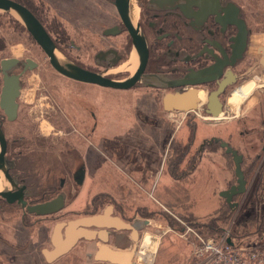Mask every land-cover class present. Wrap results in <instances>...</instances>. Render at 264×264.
Masks as SVG:
<instances>
[{
	"label": "flooded vegetation",
	"instance_id": "flooded-vegetation-1",
	"mask_svg": "<svg viewBox=\"0 0 264 264\" xmlns=\"http://www.w3.org/2000/svg\"><path fill=\"white\" fill-rule=\"evenodd\" d=\"M9 1L17 3L31 12L42 24L57 48L82 68L94 72L107 70L110 72L108 73L110 76L112 74L111 69L123 63L127 53L130 54L133 51L128 58L127 63L129 64H131L132 56L136 54L133 49L132 38L123 24L116 6L117 0ZM212 1L221 2L223 6L226 2L236 4L240 9L241 18L248 25L240 6L233 0H198L197 3L201 2L203 8L206 2ZM56 4L62 9H55ZM129 6L130 15L133 19L136 20L138 12H140L137 22L148 47V62L145 73L161 74L170 79L182 80L176 87L162 88L161 90L152 89L160 97L162 110L166 111L164 99L168 94L183 95L190 90H197L198 95L201 92L206 95V100L204 102L199 101L195 110L174 112L176 115L175 137L169 142L167 141L164 148L167 173L170 172L177 181L172 189L175 197H177L176 201L165 204L171 209L174 207L177 211H183L184 213L181 215L184 218L175 216L173 212L168 210L170 208H167L166 212L177 223L193 224L194 216L190 214V208L187 204L188 199H190L188 189H195L193 185L197 183L199 176L205 171L206 165H214L215 171L222 177L228 174L236 177L233 155L227 153L226 148L221 147V142L213 140V143L209 144V141L217 139L227 142L242 158L241 169L247 181V190L248 178L258 177L260 172L264 174V99L259 100V110L255 119L241 120L238 119L239 115L234 112V115L230 116L231 107L228 105L232 93H235L239 87L244 86L248 81L246 77L250 67L246 68L242 64L250 48L252 34L250 33V44L244 57L234 66H230L227 65V59L232 54V39L237 34V27L231 23L221 22L216 13H210L202 19V8L200 9L196 4L192 8V13L189 14L191 17H188L182 7L166 8L168 3L163 0H129ZM131 7L137 10L136 16H134ZM0 12L3 11L0 10ZM65 12L66 14H64ZM3 13L4 16L11 14ZM59 14H62L64 21L59 19ZM224 17L225 12L220 15V18ZM19 24L21 25V23ZM117 27L120 28V33L116 35L107 34L108 30ZM68 30L76 35L73 37ZM36 45L39 47L37 43ZM4 47L3 45L2 48ZM94 48L99 50L91 57ZM74 49L86 61H89V65L80 64L77 62V58L70 55L71 50ZM100 53L102 56H99ZM106 54L108 56L105 59L103 55ZM216 57L220 60L219 62L216 61ZM115 58L118 60L117 63L110 67V63ZM220 64H222V74L217 79L198 84L192 77L189 78L192 71L197 72ZM153 65L158 66L153 67ZM251 68L254 69V66ZM21 70L22 68L18 69L16 73ZM124 71H129L131 74L134 72L129 68ZM228 72L236 75L233 83L227 82L229 79ZM262 72L264 73L263 70ZM242 82L243 84H241ZM140 85L144 87L142 84ZM1 86L2 75L0 74V88ZM251 87H255V90L261 88L264 91L262 82L260 86L256 85L255 82L247 83L239 91L243 93L244 90ZM215 92H218L217 98L220 104V110L216 116L211 112L208 104L209 96ZM232 97H235V94ZM87 113L91 123L85 125V128L82 129L84 130L83 133L78 131H76L77 134L73 133V138H70L71 130L68 126L70 123H66V120L70 122V119L66 115L61 117L58 111L54 109L49 114V119L56 115V117L65 120H61L59 124H54L52 137L43 138L39 136L38 132V137L25 139L20 126L13 136L7 130L10 125L21 124L20 122L17 123L19 113L15 121H9L0 109V128L6 140L5 159L4 161L0 159V264H102L100 260L88 261L84 259L79 263L75 257L70 256L71 253H51L54 248L53 232L56 231L58 236L64 239L67 224L71 220L79 218L77 216L73 218L71 204L77 198L78 189L83 186L84 181L81 186H78L75 179L80 171L84 170V179L93 172V169H90V166L85 162L88 159L85 152L93 154L96 158L103 156L115 171L122 176L131 178L130 169L121 162L123 155L117 156L114 155L117 151L112 152L117 147L125 150L126 143L117 142L116 139L104 140L101 137L97 114L89 109H87ZM234 119H236L235 124L239 123L240 129L243 128V131L240 132L241 139L252 137L260 145L259 152L251 159H247L246 150L245 152L242 151V148L232 142L233 132H226L228 129H221L223 123L232 124L233 121L231 120ZM249 122L253 124L250 126ZM76 124L81 125V122ZM236 129L238 127L234 128V130ZM70 139L79 140L80 143L73 147ZM127 140L134 143L137 138L131 136L127 137ZM1 148L0 143V153ZM103 152L111 154V159L104 156ZM25 162H31V164ZM189 182L192 185L187 187ZM236 184L237 182L233 185ZM233 185L224 190L230 189ZM59 196L63 198L60 208L56 209L55 204L47 209H38L39 206L53 203ZM238 197L235 196L232 202H236ZM103 198L102 194L96 193L90 195L88 202L85 200L84 204L87 205L91 214L99 210ZM223 201L225 205L230 207L225 199ZM166 212L162 213L165 221L168 220V215H165ZM214 215L213 212L210 217ZM142 231V229L138 231L139 237ZM45 253H49V255L46 256ZM55 256L58 257L56 262H54Z\"/></svg>",
	"mask_w": 264,
	"mask_h": 264
},
{
	"label": "rangeland",
	"instance_id": "rangeland-1",
	"mask_svg": "<svg viewBox=\"0 0 264 264\" xmlns=\"http://www.w3.org/2000/svg\"><path fill=\"white\" fill-rule=\"evenodd\" d=\"M233 1L240 6L247 20L249 28L252 31L250 39L251 45L246 53L244 63L242 64V66L246 68L250 67V71L248 72L247 77H245L248 80L247 83L255 82L256 85L260 86L261 82L264 84V73L262 72V70L264 71V65H262L260 62V52L264 50V0ZM55 9L62 8L59 7L58 4H56ZM3 14V12H0V61L2 59L8 58H16L20 60L32 59L38 64V67H35L34 70L29 71L28 73H24V75L22 76L23 84L21 95L18 100L19 119L17 122H20L21 124H13L8 126L7 130L8 132L12 133V136L16 131H18V126H20L23 132V137H25V139H34L38 137V132L39 136L43 138L52 137V133L54 132V124H59L61 123V120H65L56 117V115L54 118L49 119V114L51 113V111L56 109L61 117H63V115H66L70 119V122L66 120V123H70L68 124L71 130L70 138H73V133L77 134L76 131L83 133L84 130L82 129L85 128V125L91 123V120L87 113V109L94 111L97 114L96 117L98 119L99 127L100 119H102V114L107 112L108 110H111L110 115H113L112 119H114L117 124L115 125V127H112V124H107L104 132H112L108 134L109 137L106 136L105 138L116 139L117 142H125L127 134H129V132L126 128L120 127V125L124 124L126 127L127 125L125 124V121L129 120L128 117H130V120L133 123H131L132 125L136 124L137 120L133 119V117L134 114H139V112L135 110L139 106L144 109L146 108V106H149V112L151 113L146 115L150 117L152 121H158L156 122V126L151 127L150 129L151 137H158V139L164 138L159 128V125L163 121L167 124L166 129L168 133V139L174 136L172 133L176 115L175 113L174 115H171L169 113L163 112L160 97H158L156 95V92L152 90L155 88L142 87L140 84H138L140 85V87L136 86L127 91H119L70 80L57 73L51 67L45 54L36 45L31 35L26 31L23 25L21 24V26L19 24L20 22L18 23L16 17L11 14H9L10 16H4ZM64 14H66V12ZM136 15L137 12H135L134 10V16ZM58 17L60 20L62 19L64 21L62 14H59ZM139 17L140 12H138V17L135 21H139ZM59 19L56 18V20ZM68 31L73 37L76 35L71 30ZM3 45L5 46L4 48H2ZM98 50V48H94V50H92L91 52V57ZM132 52L133 51H131V53ZM130 54L127 53L125 61L118 67H114L111 69L112 74L110 76L114 78L116 77L118 79H125L131 75V72L124 71L126 68H129L131 71H134L136 68L137 62L134 63L135 65L132 64V61L131 64L127 63ZM70 55L77 58V62H79L80 64L84 63L89 65V61H86V59L75 49L71 50ZM134 57L136 61V54H134ZM154 66L155 65H153V67ZM157 66L158 65H156L155 67ZM253 66L254 69L251 68ZM96 67L98 68L99 66ZM249 73L252 75H250ZM232 75L233 77L231 75L230 76L234 81L236 75L233 73ZM232 80H229L228 82L233 83ZM241 84H243V82ZM244 86L239 87L235 93H232L228 100V105L231 107L229 111L230 116H233L234 113H237L239 115L238 119H255L258 113L257 111L259 110V100L264 99V91H262L263 89L261 88H256L255 90V87H251L248 90H244V92L242 93L239 90ZM253 90L255 91L253 92ZM233 94H235V97H232ZM235 120L236 119L231 120L233 121L232 124L223 123L221 125V129H228L226 132L232 131V134H234V136H232V142L242 148V151L245 152L246 150L247 159H251V157L259 152L260 145L256 143L252 137H246L242 140L240 132L243 131V128L240 129L239 123L235 124ZM75 122H81V125H78ZM249 124L251 126L253 123L249 122ZM235 127H238V129L234 130ZM131 131H136V129L131 128ZM70 143L74 147L80 142L79 140L74 141L73 139H70ZM85 153L87 155V158L91 160L88 163L90 164V169L95 170L96 165L94 160L96 156L90 153L88 154V152ZM102 154L108 159H111V154L106 152H103ZM97 157L100 158L99 156ZM25 163L31 164V162ZM214 173L215 175L220 176L218 172L215 171ZM228 175H226L228 178H225L226 176H223V180L221 182L222 184H217L218 187L215 191L216 210L214 211V214L218 211H220V215L222 212L223 214L226 213V215H224L225 218H220V226L223 228L222 232L219 235H213L209 232L208 226L202 227L200 225H193L184 222L181 223L182 226L180 225L179 229H183L187 226L201 236L214 238L228 233L231 238H234L236 240L237 244L245 246L248 249H255L258 247L264 248V235L261 239H257V235L240 238V235H242V231H239V229L243 230L245 226L249 224L251 219L259 215L260 212L264 211V174L263 172H260L258 174V177L253 176L251 178H248L249 186L247 193L237 198L236 203L238 204V206H236L233 210L230 207L225 208L223 199L218 196V194L222 190L226 189L228 186L233 185L236 182V177H234L232 174ZM129 179L131 180V178ZM150 196L151 198H153V194H151ZM154 197L158 199L157 194ZM104 201L109 202V199H104L103 202ZM238 201L240 204L238 203ZM155 207H158V209L153 210L151 215L152 218L150 217L151 219H146L150 220L152 227H150L149 230L143 231L141 233V238H145L148 235H151L148 237H156L157 241L155 240V245L157 248H154V253H156V255L155 257L154 255L150 257V253H144L143 257L141 258V262L145 260L146 264H151L153 261L154 264H182L187 259L190 253H185L184 244L183 246H181V244L183 243V240L188 235H190V233L187 234L185 228V232L187 235L184 239L181 238V233H179L181 230L179 231L178 228L174 227L175 225H173V221L170 220L166 222L163 219L162 213L166 211L161 209L158 205ZM168 210L173 212L175 216H178V218H184V216L181 215L182 213H184L183 211L178 210V212L174 207ZM165 215L171 216L168 213ZM190 225H193L194 227H191ZM172 230H174V232H172ZM254 231V229H250V233H253ZM211 234L213 236H211ZM158 239H161L160 245ZM150 240L152 241V238ZM139 260L140 256L138 255L136 258H134V264H138L136 261Z\"/></svg>",
	"mask_w": 264,
	"mask_h": 264
},
{
	"label": "crops",
	"instance_id": "crops-1",
	"mask_svg": "<svg viewBox=\"0 0 264 264\" xmlns=\"http://www.w3.org/2000/svg\"><path fill=\"white\" fill-rule=\"evenodd\" d=\"M205 100H202V102ZM135 110L139 112L138 115H134L133 117V119L137 120L136 124L132 125L133 123L130 117H128L129 120L125 121L127 126L125 127L124 124L120 123L122 124L120 127L126 128L129 134H132H127V137L134 136L137 140L134 143L125 140L123 142L126 143L125 150L121 147L112 150V152L117 151L114 155H123L121 156V162L130 169L129 175L132 179L130 180L115 171L103 156L100 159L98 157L95 158L96 169L85 177L83 186L78 189L77 198L71 204V211L74 214L73 218H76V216L79 218L73 219L67 224L66 237L64 239L58 236L56 231L53 232L54 248L51 253H71L70 256L75 257L79 263L84 259L88 261L100 260L102 264H114L104 259L107 257L106 252L108 250L130 252L133 246L136 245V251L132 259V263L134 264V258L138 256V253H143L142 250L145 251L149 238H152V241L153 239L156 240V237H148L151 235L141 238L138 234V238L135 241L133 229L136 228L137 233L140 229L143 231L149 230L152 226L150 220L146 219L152 218L153 210L158 209L155 206L158 205L166 211L168 207L165 203L176 201L177 197H175L172 189L177 181L170 172L167 173L164 151L167 141L169 142L170 139L175 137V124L172 133L174 136L171 138L168 139L167 124L164 121L159 125L164 138L151 137L150 129L151 127H155L158 121H152L147 116L151 113L149 112L150 107L146 106L144 109L139 106ZM110 112L111 110H108L103 113L102 119H100L101 137L104 140L112 132H104L107 124H112V127H115L117 124L112 119L113 115H110ZM163 112L167 113L164 110ZM169 114L174 115V113ZM131 128L136 129V131L132 132ZM90 161V159L85 160L88 166H90L88 164ZM215 168L214 165H206L205 171L201 173L197 183L193 185L195 189H188L190 199H188L187 204L190 208V214L194 216L193 225H200L205 220L210 219V215L216 210L215 191L218 187L217 184L219 185L222 182L223 177L215 175ZM225 178L228 177L226 176ZM190 185H192L191 182L188 183L187 187ZM96 193L102 194L104 196L103 200L109 199V202L102 201V206L99 210L91 214L84 203L85 200L89 201L91 194ZM151 194H153V198H151ZM156 194L158 195V199L154 197ZM114 220L116 221V225H118V222H121L133 228L117 229L113 226L109 227L107 224ZM180 225L182 226L180 222L179 225H176L178 229ZM193 225L190 226L192 227ZM187 228L186 226V230ZM179 231L185 232V228H180ZM72 239H74V244L71 246ZM158 240L160 245L161 239ZM183 244L185 253L190 254L182 264H193L195 260L192 254L197 245L193 234L190 233L183 240L181 246ZM45 254L46 256L49 255V253ZM155 255L156 253H154V257ZM57 256H55L54 262L58 261ZM39 258L42 259V257ZM152 264H154V261Z\"/></svg>",
	"mask_w": 264,
	"mask_h": 264
},
{
	"label": "water",
	"instance_id": "water-1",
	"mask_svg": "<svg viewBox=\"0 0 264 264\" xmlns=\"http://www.w3.org/2000/svg\"><path fill=\"white\" fill-rule=\"evenodd\" d=\"M168 3L169 9H174L177 7H182L183 11L188 17L192 13V8L197 4L199 8H202L201 2L197 3L198 0H163ZM184 2V3H182ZM216 2V3H213ZM182 3V4H181ZM221 2L212 1L206 2L202 8L201 18L205 17L210 13H216L218 18L223 23H231L237 27V34L232 39V54L229 59H227V65L234 66L239 60L244 57L245 52L249 47V37L251 30L248 28L246 21L241 18L240 9L234 3L226 2L225 5ZM116 6L119 10L121 20L128 30L130 37L133 42V49L138 55V67L133 75L125 79H116L110 77L107 73L108 71L94 72L87 70L75 64L67 56H65L56 46L54 41L48 35L39 20L31 14L23 6L14 3L9 0H0V10L6 13H11L16 19L23 25L26 31L31 35L33 40L39 45L42 52L46 55L51 67L60 75L73 80L75 82L96 85L103 88L127 91L136 87L139 82L143 81L144 85L148 88H158L159 87H176L182 80L170 79L165 75L161 74H146L145 69L148 62V47L146 40L140 29L139 23L135 21L130 15L129 0H117ZM225 12V17L220 18V15ZM120 33V28H114L107 31V34L116 35ZM261 58L260 62L264 65V50L260 52ZM99 56H102L100 53ZM106 59L108 54L103 55ZM115 57V56H114ZM115 58L113 62L110 63V67L117 63ZM216 61L220 60L216 57ZM110 62V61H109ZM37 67V63L32 59L20 60L16 58L3 59L0 62V74L2 75V86L0 88V109L4 112L5 116L9 121H15L18 117L19 103L18 99L21 95L22 90V76L28 71L34 70ZM22 70L18 73V69ZM222 74V64L202 69L199 71H192L189 78H193L198 84L206 83L211 79H217ZM228 80H232L233 75L228 72ZM232 77H231V76ZM227 80V82H228ZM233 81V80H232ZM218 92L212 93L209 96L208 104L211 112L216 116L220 110V104L217 98ZM200 99L198 97L197 90H190L186 94L179 95L168 94L164 99L165 110L169 113H174L177 111L188 112L191 109H196ZM214 141L221 142V147L226 148L227 153H231L234 157L235 162V175L237 178V184L233 185L230 189L224 190L219 193V196L226 200L230 208L233 210L238 204L232 202L235 196H241L247 193V181L245 175L241 169L242 158L237 155V152L232 149L227 142L220 141L217 139H212L209 144ZM0 143L2 145L0 159L4 161L5 151H6V140L5 136L0 128ZM6 168V167H4ZM1 169V165H0ZM7 169V168H6ZM84 170L78 173V177L75 179V183L81 186L84 181ZM63 198L59 196L53 203L45 204L39 206L38 209H47L52 205L56 204V209L62 206ZM109 227H116L117 229L130 228L132 226L124 225L121 222L112 221L107 224ZM134 231L135 241L138 238V233L136 228ZM74 244V239L71 240V246ZM136 251V245L133 246L130 252H120L108 250L107 257L105 260H109L114 264H133L132 259Z\"/></svg>",
	"mask_w": 264,
	"mask_h": 264
},
{
	"label": "built area",
	"instance_id": "built-area-1",
	"mask_svg": "<svg viewBox=\"0 0 264 264\" xmlns=\"http://www.w3.org/2000/svg\"><path fill=\"white\" fill-rule=\"evenodd\" d=\"M186 232L193 234L197 242L192 254L195 260L193 264H264V248L248 249L237 244L228 233L214 238L201 236L191 228H187ZM186 232H179L180 237L184 238ZM142 252L138 253L140 256V260L136 261L138 264H146L145 260L141 262L145 251Z\"/></svg>",
	"mask_w": 264,
	"mask_h": 264
},
{
	"label": "trees",
	"instance_id": "trees-1",
	"mask_svg": "<svg viewBox=\"0 0 264 264\" xmlns=\"http://www.w3.org/2000/svg\"><path fill=\"white\" fill-rule=\"evenodd\" d=\"M225 208H228V206L225 205ZM219 213H220V211L215 213L214 216H211L210 219L205 220L202 224H200V226H202V227L208 226L210 233H212L213 235H219L223 229L220 226V224H221L220 218L221 219L225 218L224 215H226V213L223 214V212L221 213V215ZM219 215H220V217H219ZM167 218L169 221L170 220L173 221V225H175L174 227L177 228L176 225L177 224L179 225V223L174 221L173 218H170L169 216H167ZM216 219H218V220H216ZM248 225H249V228H248ZM250 229H254L255 231L253 233H250ZM239 231H242V235H240V238L246 237V236H251V235H257V239H261L262 236L264 235V211L260 212L259 215H257L255 218L251 219L249 224H247L243 230L239 229ZM212 234H211V236H213Z\"/></svg>",
	"mask_w": 264,
	"mask_h": 264
},
{
	"label": "bare ground",
	"instance_id": "bare-ground-1",
	"mask_svg": "<svg viewBox=\"0 0 264 264\" xmlns=\"http://www.w3.org/2000/svg\"><path fill=\"white\" fill-rule=\"evenodd\" d=\"M133 5V4H132ZM131 10H135V9H132V7H131ZM135 12H137V10H135ZM134 20H135V18H134ZM136 53V52H135ZM136 55H137V53H136ZM34 61V60H33ZM131 61H132V64H134V63H136V68H135V70H134V65H133V70H134V72L131 74V75H133L134 73H135V71H136V69H137V67H138V55H137V60L135 61V57H134V55L132 56V59H131ZM78 65V64H77ZM126 65V64H125ZM124 66V65H123ZM108 74V73H107ZM140 84H142L144 87H146L145 85H144V82L143 81H141V82H139ZM159 88H163V89H165V88H167V87H159ZM155 89H158V88H155ZM201 94V97H200V95H198L199 96V99H200V101L201 100H204L205 99V93H200ZM223 119V118H222ZM221 122V121H220ZM4 179V178H3ZM157 241V240H156ZM157 244V243H156ZM145 247H147L146 249H145V252L144 253H150V257L152 256V255H154V248L156 247V245H155V240L153 239V241L151 242V240H150V238H149V240L147 241V243H146V246ZM157 248V247H156ZM145 258V257H144ZM148 258V257H147Z\"/></svg>",
	"mask_w": 264,
	"mask_h": 264
}]
</instances>
